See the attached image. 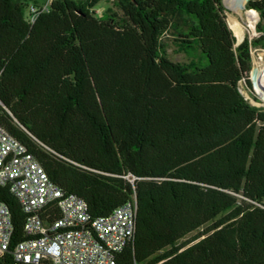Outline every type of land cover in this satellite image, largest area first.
<instances>
[{
  "label": "trees",
  "instance_id": "1",
  "mask_svg": "<svg viewBox=\"0 0 264 264\" xmlns=\"http://www.w3.org/2000/svg\"><path fill=\"white\" fill-rule=\"evenodd\" d=\"M32 3L0 0V125L92 217L137 202L118 264H264V108L240 89L264 0L240 44L223 0H53L34 24ZM0 202L25 241L27 214L7 188Z\"/></svg>",
  "mask_w": 264,
  "mask_h": 264
},
{
  "label": "built area",
  "instance_id": "2",
  "mask_svg": "<svg viewBox=\"0 0 264 264\" xmlns=\"http://www.w3.org/2000/svg\"><path fill=\"white\" fill-rule=\"evenodd\" d=\"M32 3V24L50 11L51 2ZM0 187L7 188L27 214V239L13 244L11 212L0 202V258L12 264H118V256L136 234L137 202L94 218L79 197L52 183L28 149L0 125ZM56 205L59 218L47 221L43 211Z\"/></svg>",
  "mask_w": 264,
  "mask_h": 264
},
{
  "label": "rangeland",
  "instance_id": "3",
  "mask_svg": "<svg viewBox=\"0 0 264 264\" xmlns=\"http://www.w3.org/2000/svg\"><path fill=\"white\" fill-rule=\"evenodd\" d=\"M43 1V0H41ZM48 1V0H47ZM31 2V1H30ZM224 6L227 10V17H228V23L230 28L233 30L234 34L237 37L238 44L244 41V39L247 37L251 41L256 40L261 36V33H257V25L260 22V16L257 12L253 10L247 9V3L248 0H246L245 3L241 4H233V3H227L223 2ZM113 5L107 2H101L97 7L96 11L101 16L104 14L110 7ZM25 13L28 15L29 9L28 7H25ZM248 16H253L256 18L254 21H248ZM234 20H237L240 27L242 28L241 33H236L233 22ZM167 38H171V36H167ZM170 55L171 59L174 61H183V56L178 55L174 53V47H170ZM264 49H252V59H253V68L258 69H264ZM263 57V58H262ZM252 73V72H251ZM251 83H252V89H249L245 82H242L240 84V89L243 93V95L246 97L249 102L258 108H264V99L262 98L261 94L259 93V90L255 87L254 81L252 80V75H250Z\"/></svg>",
  "mask_w": 264,
  "mask_h": 264
},
{
  "label": "bare ground",
  "instance_id": "4",
  "mask_svg": "<svg viewBox=\"0 0 264 264\" xmlns=\"http://www.w3.org/2000/svg\"><path fill=\"white\" fill-rule=\"evenodd\" d=\"M241 1H243V0H241ZM247 17H248V21H251V22L256 19L251 15L250 16L247 15ZM233 27H234L237 34L242 32V28L240 27L237 20H234ZM251 75H252V80L254 81L255 87L259 90V93L261 94L262 98L264 99V69H261V68L255 69L254 68Z\"/></svg>",
  "mask_w": 264,
  "mask_h": 264
},
{
  "label": "crops",
  "instance_id": "5",
  "mask_svg": "<svg viewBox=\"0 0 264 264\" xmlns=\"http://www.w3.org/2000/svg\"><path fill=\"white\" fill-rule=\"evenodd\" d=\"M34 2H37L38 4H42V3L47 2V0H43V1H41V0H34ZM254 85H255V84H254Z\"/></svg>",
  "mask_w": 264,
  "mask_h": 264
},
{
  "label": "water",
  "instance_id": "6",
  "mask_svg": "<svg viewBox=\"0 0 264 264\" xmlns=\"http://www.w3.org/2000/svg\"><path fill=\"white\" fill-rule=\"evenodd\" d=\"M223 2H224V0H223ZM0 104H2L3 107H5V105L1 101H0Z\"/></svg>",
  "mask_w": 264,
  "mask_h": 264
}]
</instances>
